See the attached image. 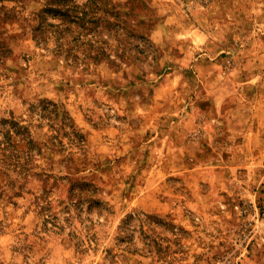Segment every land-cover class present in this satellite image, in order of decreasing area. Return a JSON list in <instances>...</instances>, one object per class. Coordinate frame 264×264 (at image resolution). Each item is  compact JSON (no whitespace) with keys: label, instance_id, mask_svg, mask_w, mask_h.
<instances>
[{"label":"rangeland","instance_id":"obj_1","mask_svg":"<svg viewBox=\"0 0 264 264\" xmlns=\"http://www.w3.org/2000/svg\"><path fill=\"white\" fill-rule=\"evenodd\" d=\"M0 264H264V0H0Z\"/></svg>","mask_w":264,"mask_h":264},{"label":"trees","instance_id":"obj_2","mask_svg":"<svg viewBox=\"0 0 264 264\" xmlns=\"http://www.w3.org/2000/svg\"><path fill=\"white\" fill-rule=\"evenodd\" d=\"M10 123V122H9ZM11 126H9V128L7 129V131L5 132V137H6V140L7 142H9V140H11V138L14 136V135H17V136H23V135H26V133L29 132V129L28 128H25V127H22L20 126V123H17V122H11ZM10 125V124H9ZM25 131V132H23ZM30 144V141L28 142L27 145ZM30 148V147H29ZM29 152H31V150H29ZM32 153V152H31ZM17 159L19 161H22L20 157H17ZM23 162V161H22ZM19 164H21L22 168H25L24 167V164L19 162Z\"/></svg>","mask_w":264,"mask_h":264}]
</instances>
